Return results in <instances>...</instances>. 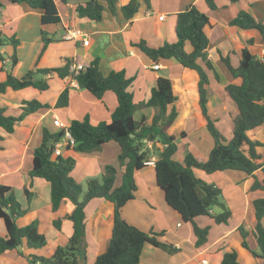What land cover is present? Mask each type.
Instances as JSON below:
<instances>
[{
  "label": "crops",
  "instance_id": "obj_1",
  "mask_svg": "<svg viewBox=\"0 0 264 264\" xmlns=\"http://www.w3.org/2000/svg\"><path fill=\"white\" fill-rule=\"evenodd\" d=\"M1 1L0 35L6 38L14 33L19 43L15 49L7 41L0 45V53L4 57V61L0 60V81L6 77V71L1 65L8 66L14 50L17 62L11 72L17 77L29 69L63 66L66 60L89 65L97 59L98 68L104 75L111 70L123 69L126 76L133 77L129 90L134 103L146 102L156 78L159 75L166 76L170 79L173 94L177 98L167 106V113L173 105L177 111L167 131L175 137L177 151L173 157L179 160L185 151L205 159L214 143L199 106L198 74L173 58L159 59V68L154 69V61L134 43L144 40L148 46L158 47L164 42L176 41V13L190 5H195L213 21L207 31V58L213 65L212 70H206L209 79L206 86L207 108L208 115L227 139L232 136V120L238 114V107L225 91V85L240 84L241 78L231 76L221 56H228L231 65L236 67L240 51L246 46L256 58L264 61V40L261 33L255 28H241L229 23L240 10L249 12L257 20L264 19V0H214L216 7L213 9L209 8L205 0H149V5L140 0L137 11L129 19L122 15L120 7L130 0H115L114 11L104 3L102 17L98 21L77 15L76 5L87 0H54L61 19L58 24H41L40 10L25 3ZM69 29L78 30L80 35L63 38ZM41 30L53 37L42 53ZM84 36L89 41L87 45L82 43ZM190 48V43L185 42V49ZM214 73L218 75V80ZM44 77H50L49 86L45 90L32 86L21 89L8 87L0 94V106L6 108V114L18 115L23 100L36 99L50 105L47 109L25 115L13 132L1 131L0 184L11 186L21 207L25 209V213L16 219L17 225L23 226L37 220L38 230L45 235L47 242L41 248H30L23 239L18 247L0 253V264H30V254L51 256L58 245L67 243L72 233V222L63 217L72 210L73 204L63 199L53 211L49 182L29 175L33 151L42 141L43 128L51 132L58 130L53 124L54 116L68 125L71 120H82L85 116H88L92 124L109 122L111 113L118 104L117 97L111 90L105 91L99 99L86 89L75 86V80L70 76L59 77L54 73ZM65 87H70L68 104L55 108L57 97ZM152 115L151 107H139L134 112V118L138 120L144 117L147 125L150 124ZM246 133L251 140L261 142L256 148L261 168L252 174L235 169L212 173L195 169L198 177L212 181L220 188L222 198L231 210L226 223H214L207 215L194 218L199 226H210L207 241L200 247L194 245L195 235L191 223L183 221L179 213L165 202L163 191L155 182L154 164H146L135 171L137 189L134 197L121 208L122 217L144 231H162L160 238L179 248L177 252L169 254L151 243H145L139 264H204L202 260H206V264H220L223 251L229 249L236 250L240 264L241 257L246 264H264L262 258L254 257L249 249L242 246L238 231L239 226L247 230L246 240L250 249L258 251L253 233L255 214L252 201L264 197V191L260 188L252 189L251 186L255 180L261 181L264 177V122ZM147 145L150 147L151 142ZM119 152L118 143L109 140L91 152H77L68 147L63 149L61 155L75 158V166L70 174L82 185L86 178L100 176L104 166L112 164L116 168L114 185L118 186L125 170V165L118 161ZM150 157L156 160L157 154L152 152ZM25 190L30 192V198ZM84 211V260L85 264H92L96 256L109 245L113 203L95 197L88 201ZM212 211L217 212L218 208L214 207ZM57 218H63L60 229L53 226V220ZM5 234V225L0 218V237Z\"/></svg>",
  "mask_w": 264,
  "mask_h": 264
},
{
  "label": "trees",
  "instance_id": "obj_2",
  "mask_svg": "<svg viewBox=\"0 0 264 264\" xmlns=\"http://www.w3.org/2000/svg\"><path fill=\"white\" fill-rule=\"evenodd\" d=\"M11 3H25L33 9L40 10L41 24H58L61 19L54 0H9ZM66 1V0H62ZM140 0H130L120 7L122 15L129 19L138 9ZM235 1V0H231ZM149 5V0H143ZM209 8L216 7L214 0H205ZM114 11L115 0H87L76 5V13L80 17H88L96 21L102 17L105 5ZM3 3L0 0V8ZM229 23L241 28L257 29L264 40V19L257 20L252 14L240 10ZM213 21L195 5L176 13L175 32L177 39L174 42H164L158 47H150L144 40L134 43L152 61L173 58L184 67L194 69L198 74V95L201 112L206 119V127L213 138V146L205 159L195 157L190 151H185L179 160L173 157L177 151L175 137L168 133V127L173 123L177 111L173 105L167 113V106L177 99L173 94L171 81L168 77L159 75L155 85L151 88L150 97L146 102L134 103L129 86L133 77H128L125 71L111 70L104 75L98 68L97 59L74 74L69 70L71 60H66L60 67L29 69L22 76H15L11 69L17 62L16 51L10 56L8 66L2 64L6 77L0 81V94L8 87L21 89L32 86L39 90L48 88L47 74H56L59 77L70 76L77 82L78 88L86 89L95 97L101 98L103 93L111 90L117 97V106L111 113L109 122L101 121L92 124L88 116L82 120L73 119L69 130L75 139L72 147L77 152H91L109 140L118 143L120 152L118 161L125 165L118 186L114 185L116 168L106 164L100 176L88 177L85 187L77 182L71 171L75 166V158L52 154L54 144L62 135L63 130L49 131L43 128L41 143L34 149L32 166L29 170L31 177H41L50 184L51 209L55 211L63 199L73 204L72 210L63 218L72 222V233L65 245H58L51 256L30 254V264L37 261L43 264H75L77 256L85 257V211L89 200L95 197L104 198L113 203V222L109 245L105 251L98 254L92 264H139L141 251L145 243L159 247L169 254L179 250L171 242L160 237L162 231H144L128 223L121 215L123 205L135 195L137 185L134 178L136 170L143 168L145 160L152 152L157 154L154 161L155 182L163 191L165 202L179 213L183 221H189L195 235L194 245L202 246L207 241L210 226H199L194 218L201 215L211 217L214 223H226L231 215L222 198L220 188L212 181H207L195 174V169L206 173L225 169H235L252 174L262 167L257 160L260 158L256 151L261 145L258 140H251L247 130L253 129L264 122V61L256 58L247 47L240 51L239 63L232 66L229 57L221 60L227 66L232 77H240L241 83H228L225 91L236 103L238 114L232 120V136L227 139L215 125V121L208 115L207 91L209 83L206 70H212L213 65L207 58V31ZM43 46L53 40L52 35L41 30ZM10 43L15 49L19 40L14 33L9 37L0 35V45ZM185 42L191 48L185 49ZM250 42V40H249ZM0 60L4 61L0 53ZM215 78L219 77L214 73ZM69 88L65 87L57 97L55 108H62L68 104ZM48 103H41L36 99L23 100L18 115L6 114V108L0 106V142L3 139L1 131L11 133L25 115L39 109H47ZM139 107H151L153 115L150 124H145V118L136 120L134 112ZM48 141L50 143L48 144ZM151 142V146L147 145ZM1 147V145H0ZM264 173V169H263ZM252 189L260 188L264 191V177L261 181L255 180ZM30 198V192L25 190ZM252 206L255 214L253 233L257 242L258 251L250 249L246 237L248 231L238 227L241 235V244L250 250L254 257L264 260V197L254 199ZM214 207L218 208L213 212ZM25 213L15 196L11 186L0 184V218L3 220L6 234L0 237V253L7 249L18 247L25 239L28 247L41 248L47 239L38 230L37 220L19 226L16 219ZM63 218L53 220V226L60 229ZM220 264H240L237 252L234 249L224 250Z\"/></svg>",
  "mask_w": 264,
  "mask_h": 264
},
{
  "label": "built area",
  "instance_id": "obj_3",
  "mask_svg": "<svg viewBox=\"0 0 264 264\" xmlns=\"http://www.w3.org/2000/svg\"><path fill=\"white\" fill-rule=\"evenodd\" d=\"M163 16H159V18H162ZM80 35V32L78 30H74V29H69L67 30V32L64 34L63 38L65 39H69V38H73ZM88 39L86 36H84V38L82 39V43L87 45L88 44ZM86 65H84L83 63H77V62H70L69 64V70L71 72H73L74 74H77L79 70L83 69ZM152 68L154 69H158L159 68V63L154 61L152 64ZM74 80V79H73ZM75 86L78 87L77 82L75 81ZM53 124L58 127V129L63 130V135L62 137L55 142L54 144V148L52 151V154L54 156L56 155H61L63 149L68 148V147H73L75 144V139L72 136L70 130H69V125L62 122L59 117L54 116L53 117ZM154 158L150 157L147 160L144 161L145 164H154ZM202 263L206 264L207 261L206 260H202ZM35 264H43V262L41 261H37Z\"/></svg>",
  "mask_w": 264,
  "mask_h": 264
},
{
  "label": "water",
  "instance_id": "obj_4",
  "mask_svg": "<svg viewBox=\"0 0 264 264\" xmlns=\"http://www.w3.org/2000/svg\"><path fill=\"white\" fill-rule=\"evenodd\" d=\"M49 143H50V141H48V144ZM75 264H85L84 258L81 256H77V262Z\"/></svg>",
  "mask_w": 264,
  "mask_h": 264
},
{
  "label": "rangeland",
  "instance_id": "obj_5",
  "mask_svg": "<svg viewBox=\"0 0 264 264\" xmlns=\"http://www.w3.org/2000/svg\"><path fill=\"white\" fill-rule=\"evenodd\" d=\"M83 186L85 187V184L83 183ZM241 264H246L245 260L243 257H241V260H240Z\"/></svg>",
  "mask_w": 264,
  "mask_h": 264
}]
</instances>
